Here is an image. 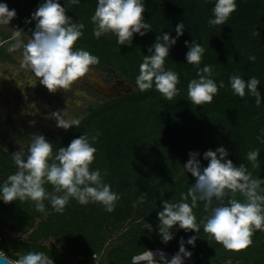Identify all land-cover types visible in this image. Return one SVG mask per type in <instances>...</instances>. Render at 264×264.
Wrapping results in <instances>:
<instances>
[{"label": "trees", "instance_id": "trees-1", "mask_svg": "<svg viewBox=\"0 0 264 264\" xmlns=\"http://www.w3.org/2000/svg\"><path fill=\"white\" fill-rule=\"evenodd\" d=\"M8 8L15 9L19 20L17 28L31 36L34 22H27L30 14L43 0H0ZM65 6L66 16L73 22L85 25L83 35L75 42L74 48H83L99 60L90 66L101 72H113L131 92L89 104L82 113L78 127L69 128L54 138L56 147L67 144L81 134L89 138L96 132V153L90 169L102 170L104 182L120 195L111 212L104 211L98 203L80 205L69 201L62 213H57L45 202L46 214L37 212L32 202L16 200L11 203L0 201V229L18 234H27L26 240L8 239L0 233V251L10 261L18 259L27 251H38L49 238L61 242L62 251L67 247L62 238H71L72 252L83 262L92 264L90 257L104 249L105 258L99 264H144L131 262V258L149 250H161L173 256L178 251V241L197 235L195 246L185 244L191 256L183 264H264V232L256 230L252 244L242 250L225 249L201 231L193 233L178 229L171 230L173 238L162 243L157 234V211L161 210L160 200H179V194L187 191L194 182L190 173L184 172L183 164L190 151L203 154L204 151L223 145L229 152L234 165L243 163L254 177L264 179V143L256 139L264 128V0H236V10L223 25L209 27L206 23L211 16L215 0H144L142 16L151 24L152 31L141 37L133 35L131 45H118L111 33L93 38L92 15L96 0H80L77 5L60 0ZM177 22L184 23L185 31L176 44L169 49L165 68L179 74L178 91L168 100L154 88L140 92L135 85L141 55H148L146 49L162 30L174 36ZM259 35L252 36L253 30ZM195 39L204 47L198 67L205 64L213 67L212 78L224 81V88H218L211 103L194 105L187 101V83L196 75L197 68L186 64L187 49L184 41ZM253 54L254 62L247 56ZM239 73L242 78L256 76L260 84L261 106L255 105V98L233 95L228 85L229 74ZM0 121L18 137H24L7 117ZM264 139V135L261 137ZM0 148V180L15 171L10 155L13 150ZM258 148V166L252 168L245 154ZM200 159L201 166L207 161ZM106 173V174H104ZM261 187H264L262 185ZM51 191V185H45ZM145 195L143 204L132 207L139 194ZM237 199H242L237 193ZM193 213L200 221L208 215L202 201H197ZM149 223V232L142 227ZM7 243L6 246L4 243ZM11 243L12 248H9ZM4 248H2V246Z\"/></svg>", "mask_w": 264, "mask_h": 264}, {"label": "clouds", "instance_id": "clouds-1", "mask_svg": "<svg viewBox=\"0 0 264 264\" xmlns=\"http://www.w3.org/2000/svg\"><path fill=\"white\" fill-rule=\"evenodd\" d=\"M69 4L77 5L80 0H68ZM236 10V0H215L211 16L206 23L209 27L223 25ZM145 11L144 0H96L95 8L89 17L92 25L93 38L99 39L111 33L118 45L130 46L133 35L145 36L152 31L151 24L145 21L142 13ZM65 6L60 0H43L30 14L27 22H34V29L26 41L20 39L23 31L14 28L15 42L11 47H22L23 61L34 74L38 82L49 93L58 89H67L77 81L90 66L96 65L99 58L83 48H74L75 42L83 35L85 25L78 20L66 16ZM15 9L0 2V23L9 24L15 16ZM174 36L161 31L154 42L146 49L148 55H141L135 85L140 92L154 88L163 98L172 99L177 93L179 74L171 68H165V58L169 49L185 31L184 23L177 22ZM252 36L259 35L253 30ZM187 49L184 55L186 64L197 68L196 75L187 83V101L194 105L211 103L218 88H224V81H215L213 67L201 62L204 47L197 40L191 43L184 41ZM249 62L256 60L255 55L247 56ZM260 84L256 76L242 78L239 73L229 74L228 85L233 95L244 98L254 97L255 105L261 106V94L257 91ZM49 118L56 122V127L64 130L78 127V117L66 118L63 112L53 111ZM261 135L256 139L264 143L262 135L264 128L259 130ZM99 132L90 138L81 134L73 138L67 146L55 148L43 135L30 136L26 148L12 152L10 155L15 171L0 180V201L11 203L16 200L32 202L37 212L46 214L48 208L62 213L70 199L80 205L88 203L100 204L104 211L111 212L120 195L111 190L110 185L103 180L102 170L90 169L94 160V146ZM260 150L251 149L245 158L252 168L258 166ZM201 154L190 151L182 169L190 173L194 182L187 191L179 194V200L161 199V210L157 211V234L162 243L173 238L172 229L175 226L186 232L203 233L221 244L225 249L239 251L252 244V235L256 230L264 232V179L254 177L243 163L238 166L228 159V150L217 146L214 150L203 152L201 159L207 161L202 167ZM106 174V173H104ZM51 185V191L45 185ZM237 193L242 199H237ZM145 195L139 194L132 207L143 204ZM203 202L207 216L199 222L193 213L197 201ZM142 227L149 232L152 226L143 222ZM197 235H192L185 241H178V251L167 260V264H183L191 256L185 244L194 247ZM0 260L6 264H53L48 253L42 251H27L14 261H8L3 251Z\"/></svg>", "mask_w": 264, "mask_h": 264}, {"label": "flooded vegetation", "instance_id": "flooded-vegetation-1", "mask_svg": "<svg viewBox=\"0 0 264 264\" xmlns=\"http://www.w3.org/2000/svg\"><path fill=\"white\" fill-rule=\"evenodd\" d=\"M24 34L25 33H23V35ZM20 39L23 41L27 40L26 37H20ZM12 40H15L14 37L0 36V46L4 42ZM2 52L3 50L0 49V63L3 64L2 68L4 69V72L2 71V73H0V98L4 99L6 102L3 107L8 114H5V117L9 119L14 112V114L19 116L21 122L25 123L24 126L33 124L31 120L28 122V117L30 118L31 116L28 114L34 115L35 118H39L40 122L44 123L46 118L43 114L45 112H53V109L57 106H62L64 115L68 113L71 116L67 110H74L72 115L73 117H77L79 113L81 115L84 112L89 104H99L104 100L114 98L115 96L112 94L114 91L113 88L117 90L120 89L118 81L121 79L117 76L114 77L115 74L113 72H101L90 67L89 71L83 75V78L73 82L69 88L64 90L58 89L55 93H49L47 89L39 84L38 79L35 78L34 74L24 63L22 47H16L14 52L11 51L9 54H2ZM94 72L97 73L95 74ZM102 73L108 76V79H103L100 75ZM121 93H119V95ZM54 97L57 98V106L54 104L51 109H46L45 106H50L52 103L51 100H54ZM19 99L20 101L18 103ZM79 100H84L86 102L84 108L75 105V102ZM65 117L68 118L66 115ZM11 124L17 127L15 123L11 122ZM43 125L44 124H42V126ZM0 126H2L3 129H9L6 125L1 123ZM24 126H22V128H24ZM22 128L17 127L24 137L15 136L10 129L8 130L9 132L7 131V134L13 135L16 141H18V145H28L27 141H29V134ZM8 138L6 136L1 140L4 146L0 148L7 150L8 144L13 150L11 143L5 140Z\"/></svg>", "mask_w": 264, "mask_h": 264}, {"label": "rangeland", "instance_id": "rangeland-1", "mask_svg": "<svg viewBox=\"0 0 264 264\" xmlns=\"http://www.w3.org/2000/svg\"><path fill=\"white\" fill-rule=\"evenodd\" d=\"M18 22L19 20L14 16L10 21H9V24H3V23H0V36H3V37H13V31H14V28H17V25H18ZM18 29H22V28H18ZM24 33V32H23ZM21 35V37H26L27 39L30 38L27 34L25 35ZM15 42V40H12V41H7V42H4L1 44L0 46V49L3 50L2 54H9L11 51L14 52L15 48L11 47V45ZM8 45V46H6ZM1 64V63H0ZM2 65H0V73H2V71L4 72V69L2 68ZM95 74L97 72H94ZM101 77L104 79V78H107L108 79V76L104 75L103 73L100 74ZM99 75V76H100ZM116 77V75L114 76ZM82 77H80L79 79H82ZM120 81V80H119ZM118 81V82H119ZM122 81V80H121ZM111 83V82H110ZM132 90L130 89V92ZM121 93V92H119ZM56 100L57 98L54 97V100H51V104L50 106H45L46 109H51V107L54 106V104L57 106L56 104ZM20 99L18 100V103H19ZM85 101L82 100V101H78V102H75V105L77 106H80V108H84L85 106ZM6 104L5 100L0 98V116L2 117H5V114H8L5 109H4V105ZM53 111H60L62 112L63 109H62V106H57L53 109ZM74 111V110H73ZM73 111H68L71 116L68 114V113H65V115L68 117V118H71L73 117L72 113ZM77 113V112H76ZM49 112H45L43 114V116L47 119H45L44 123L40 122V119L39 118H35L34 115L32 114H28L30 116V118L28 117V122L31 120L33 121V124H27L26 126H24L25 123L21 122V119L19 118L18 115L14 114V112L11 114L9 120L12 122V123H15L17 125V127L19 128H22V126H24V128H22L23 130L26 131V133H28L29 135V139L30 140V136L32 135H37V134H40V135H43L45 137V139L50 143L52 144L54 138H57L59 136L60 133H64L66 130L64 129H60V128H57L56 127V122L49 118ZM82 114L80 115V113L78 114L77 117H79V119L81 118ZM50 120V121H48ZM1 123V121H0ZM2 124V123H1ZM38 124V125H36ZM42 124H44L42 126ZM46 124V125H45ZM9 129H3L2 126H0V147L3 148L4 144L2 143L1 140L4 139V137L7 136L8 139H5L6 141H9L11 143V145L13 146V152L14 151H17L19 150V148H26L27 145H18V141H16V138L13 136V135H10V134H7V131ZM9 132V131H8ZM29 143V141H27ZM0 233L8 238V239H17V240H26V235L27 234H18V233H15V232H9L7 231L6 229H0ZM62 242L65 246L67 247H64L65 250H61L60 248H62V244L60 241H58L57 243L49 238L46 242H44L42 244V246H45L44 248L42 249H39L38 251H42V252H45V253H48L50 255V257L52 258L53 260V264H82L83 262L81 261V257L79 255H76L77 253L75 252H72L70 245L72 243V239L71 238H62ZM111 242L108 241L106 244H105V247L104 249H102L99 253H97L96 255H93L92 257H90L91 261H92V264H99V260L101 258H105V251L107 249V247H109V244ZM6 246H8V244L5 242L4 243ZM2 246V248H4V246ZM9 248L12 249H15L12 248L11 246V243L9 245ZM35 251V250H34ZM167 254V253H166ZM169 256V254H167ZM135 257L137 256H134L131 258V262H138V261H142L144 262V264H167V261H160V260H156V259H152V260H136ZM171 257V256H169ZM184 263V262H183ZM201 264H205V263H201ZM225 264H230L229 262L225 263Z\"/></svg>", "mask_w": 264, "mask_h": 264}, {"label": "bare ground", "instance_id": "bare-ground-1", "mask_svg": "<svg viewBox=\"0 0 264 264\" xmlns=\"http://www.w3.org/2000/svg\"><path fill=\"white\" fill-rule=\"evenodd\" d=\"M170 258L171 257H169L166 254V252L161 251V250H149V251L135 257L136 260H146V261L152 260V259H156V260H160V261H167ZM149 264H151V263H149Z\"/></svg>", "mask_w": 264, "mask_h": 264}, {"label": "water", "instance_id": "water-1", "mask_svg": "<svg viewBox=\"0 0 264 264\" xmlns=\"http://www.w3.org/2000/svg\"><path fill=\"white\" fill-rule=\"evenodd\" d=\"M118 85H119V87H120V89L119 90H117L116 88H113V96H118L119 95V91L120 92H123V93H129L130 92V86H128L127 84H125L123 81H119L118 82ZM8 260V259H7ZM8 261H10V260H8ZM0 264H6V262L5 261H3V260H0Z\"/></svg>", "mask_w": 264, "mask_h": 264}]
</instances>
